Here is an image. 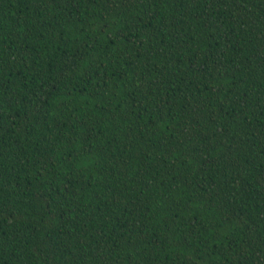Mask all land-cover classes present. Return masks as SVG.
Listing matches in <instances>:
<instances>
[{
	"label": "trees",
	"instance_id": "obj_1",
	"mask_svg": "<svg viewBox=\"0 0 264 264\" xmlns=\"http://www.w3.org/2000/svg\"><path fill=\"white\" fill-rule=\"evenodd\" d=\"M0 264H264V0H0Z\"/></svg>",
	"mask_w": 264,
	"mask_h": 264
}]
</instances>
